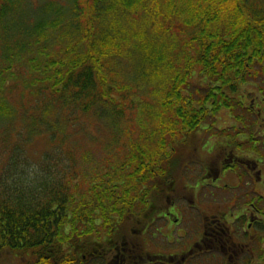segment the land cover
Listing matches in <instances>:
<instances>
[{
    "label": "trees",
    "instance_id": "16d2710c",
    "mask_svg": "<svg viewBox=\"0 0 264 264\" xmlns=\"http://www.w3.org/2000/svg\"><path fill=\"white\" fill-rule=\"evenodd\" d=\"M263 114L264 0H0V264L62 262L176 147Z\"/></svg>",
    "mask_w": 264,
    "mask_h": 264
},
{
    "label": "flooded vegetation",
    "instance_id": "af4514ba",
    "mask_svg": "<svg viewBox=\"0 0 264 264\" xmlns=\"http://www.w3.org/2000/svg\"><path fill=\"white\" fill-rule=\"evenodd\" d=\"M221 133L172 150L152 186L119 194L106 219L79 225L92 232L63 244L56 264H264V160L246 132ZM199 147L217 153L203 160Z\"/></svg>",
    "mask_w": 264,
    "mask_h": 264
},
{
    "label": "rangeland",
    "instance_id": "374dc122",
    "mask_svg": "<svg viewBox=\"0 0 264 264\" xmlns=\"http://www.w3.org/2000/svg\"><path fill=\"white\" fill-rule=\"evenodd\" d=\"M149 90V88H143V89H141V91L143 92V93H146L147 91ZM133 97H137V95H135V94H133ZM144 97V96H143ZM142 97V98H143ZM146 100L144 101V103H147V104H152L150 101H148V99H150V98H145ZM247 99V98H246ZM248 100V99H247ZM126 116H127V114H126ZM217 116V126L218 127H221L222 129L223 128H226V127H228L230 124H232V123H235L236 122V120L235 119H233L232 117H231V114L229 113V111L227 110V109H224V108H221L220 110H219V112H218V114L216 115ZM263 116H264V114H263ZM133 118H135L134 117V115H133V113H132V116H131V118L128 120V122H129V126H128V128H129V130H130V132H131V137L133 138V137H136L137 138V133L139 132V126H138V123L137 122H135L134 120H133ZM145 120L144 119H141L139 122H144ZM251 123H252V120H251ZM0 129H3L2 128V126H0ZM264 129V124H262L261 125V130H263ZM202 131H200V132H198L197 134H198V139L199 138H201V137H203L204 138V140L206 141V135L208 134V133H213V132H210V130L209 131H207V133H201ZM221 133V132H220ZM262 133H264L263 131H262ZM214 134V133H213ZM256 134L257 135H253V136H251L249 133H247V136H249V139H250V141L251 142H255V144H257L258 143V145L259 146H257V148H256V153H254V155H255V157L256 158H258V157H260V160H264V145H263V143H264V134L263 135H260L258 132H256ZM216 135V134H215ZM212 136H214V135H209V139H207L208 140V146L209 145H211V142L214 140V139H216L217 137H213L212 138ZM243 138H245L246 139V137L245 136H243ZM258 138H260V139H258ZM138 139V138H137ZM167 140H168V138H167ZM256 140H258V141H256ZM260 141H261V143H260ZM188 143L189 144H193L194 143V140H190V139H188ZM249 144V143H248ZM247 144V145H248ZM43 145V140H38V141H35L34 142V144H33V147H34V149H36V148H40L41 146ZM194 147H195V145H194ZM186 148V147H185ZM240 149H242V150H246L245 148H241V147H239ZM207 149V148H206ZM206 149H201L200 147L198 148V150L197 151H200L199 152V156H198V154H196L199 158H201V159H203V160H205L207 157H211V156H215L216 155V153H217V151H216V149H213V152L212 153H206ZM187 150V149H186ZM189 150V149H188ZM103 152H104V150H103V148L100 146V147H98V146H96V148H95V146L92 148V151H91V153H94L96 156H97V159L99 160L100 158H101V156L103 155ZM182 152H184V147H182ZM181 157H183L182 155H181ZM1 156H0V160H1ZM95 159H96V157H95ZM124 160V157L122 156V161ZM85 165H87V163H85ZM93 164H89V166H92ZM116 186V188H117V190L119 191V188L120 187H118L117 185H115ZM121 194H124V193H121ZM91 211H93V210H91ZM88 222V221H87ZM67 242H64L63 244H66ZM64 246H66V245H64ZM19 257H17V256H12V255H4L3 256V258H1V264H16L18 261H19ZM24 259V258H23ZM23 259L20 261V262H22L23 261ZM27 263V262H26ZM28 264V263H27Z\"/></svg>",
    "mask_w": 264,
    "mask_h": 264
}]
</instances>
